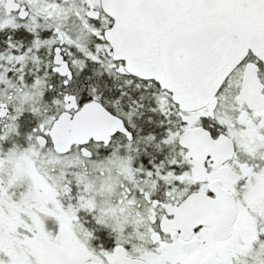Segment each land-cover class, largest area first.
<instances>
[{
	"label": "snow or ice",
	"instance_id": "obj_1",
	"mask_svg": "<svg viewBox=\"0 0 264 264\" xmlns=\"http://www.w3.org/2000/svg\"><path fill=\"white\" fill-rule=\"evenodd\" d=\"M0 264H264V0H0Z\"/></svg>",
	"mask_w": 264,
	"mask_h": 264
}]
</instances>
